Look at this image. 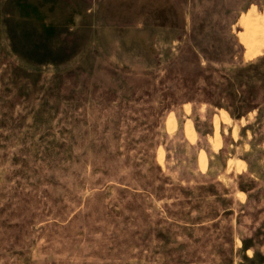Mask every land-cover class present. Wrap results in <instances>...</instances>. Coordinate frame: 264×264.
Wrapping results in <instances>:
<instances>
[{
  "label": "rangeland",
  "instance_id": "rangeland-1",
  "mask_svg": "<svg viewBox=\"0 0 264 264\" xmlns=\"http://www.w3.org/2000/svg\"><path fill=\"white\" fill-rule=\"evenodd\" d=\"M0 264H264V0H0Z\"/></svg>",
  "mask_w": 264,
  "mask_h": 264
}]
</instances>
